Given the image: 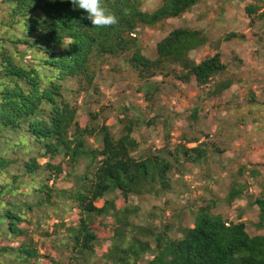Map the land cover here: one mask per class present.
<instances>
[{"label":"trees","instance_id":"trees-1","mask_svg":"<svg viewBox=\"0 0 264 264\" xmlns=\"http://www.w3.org/2000/svg\"><path fill=\"white\" fill-rule=\"evenodd\" d=\"M237 1L244 5L247 20L264 21V0ZM200 2L161 0L155 10L144 11L140 0H101L119 21L106 28L94 27L86 18L87 13L74 10L70 0H2L0 3L7 16L6 19L0 17V139L7 130L19 141H27L24 150L36 154L24 163L27 174L44 169L50 175L47 181L53 178V185L67 174L63 179L70 181L71 187L63 191L60 198L73 201V207L79 210L78 228L70 231L76 234V248L80 251L92 249L99 239L90 229L93 219L101 221L102 217H109L115 222L109 242L111 247L101 257L107 264H138L144 256H152L148 264H264V178L259 182L263 193L254 203H249L259 209L258 221L241 215L235 220L200 211L194 228L180 229L181 239L169 236V226L147 229L130 224L129 220L140 212L139 207L129 205L131 197L157 193L155 188L158 193L168 191L171 188L168 175L175 170L174 163L179 170L185 169V163L202 165L215 146L210 147L205 140L195 137L185 144H178L174 153L166 149L168 155L150 154L148 150L135 156L142 144L138 133L140 126H152L153 121L161 118L163 127L171 129V120L154 115L145 122L142 114L148 109L144 111L139 103L130 104L128 99L118 109L114 108L115 123L112 126L106 124V119L103 124L94 125L98 114L86 112L78 104L72 105L63 90L67 82L76 81L79 92L100 95L93 61L108 57H123L137 73L149 103L157 92L153 79L159 76L171 77L177 85L184 86L195 81L200 90L207 89L228 71L218 49L200 62L193 58L192 53L210 43L205 32L184 27L172 30L158 42L155 59L146 56L136 40L140 30L179 18ZM125 8L129 10L128 15L124 14ZM239 37L232 32L216 46ZM19 46L31 51V55L19 53L16 50ZM6 49L16 55H9ZM38 67L54 73L43 78ZM111 81L115 83L116 79ZM234 83L231 79L223 81L211 93L217 96L230 90ZM197 115L198 108L192 118ZM114 126L117 127L115 132L111 128ZM187 136L183 134L182 137ZM91 138L100 141L101 147H91ZM4 153L8 151L0 152V172L18 163V159L4 156ZM221 154L216 150V156ZM56 158H61V162L53 165L50 161ZM39 159L47 163L41 166ZM82 161L88 163L83 174L71 175L72 171L64 170L65 166L76 168ZM244 169L241 168L240 175ZM261 171H264V163L256 164L251 171L252 178L261 179ZM21 180L17 187L26 185L25 180ZM36 182L32 180L30 186L40 194L36 206L41 207L52 200V194L45 182L39 183L38 188ZM228 187L227 205L243 199L247 188L245 182L233 177ZM12 190L6 185L0 187V225H4L7 235L16 239L25 234L18 228L24 218L17 212L22 204L8 200ZM109 195L114 198L108 200ZM58 196L59 193L55 195ZM102 200L106 201L100 208L96 204ZM118 203L123 204V208L117 210L116 206L120 208ZM209 204L210 210L216 209L215 201ZM24 205L32 209L28 204ZM130 235L135 238L127 242ZM8 250L9 247L0 248V254H6ZM21 251L26 259L39 256L33 249ZM51 264L60 263L53 260Z\"/></svg>","mask_w":264,"mask_h":264},{"label":"rangeland","instance_id":"rangeland-1","mask_svg":"<svg viewBox=\"0 0 264 264\" xmlns=\"http://www.w3.org/2000/svg\"><path fill=\"white\" fill-rule=\"evenodd\" d=\"M140 1L144 11H153L161 3V0ZM3 10L4 5L1 4L0 17L6 19ZM180 27L199 29L208 36L210 43L192 53L197 62L214 54L218 49L223 62L227 64V74L213 81L207 89L200 90L195 81L184 86L177 85L171 77L159 76L153 79L154 90L157 92L149 103L145 99L144 88L137 73L123 57L93 61L98 74L96 84L100 95L79 92L76 81L67 82L63 86L68 102L83 106L86 112L98 114L94 125H101L106 119V124L112 126L115 123L114 108L118 109L121 103L128 99L131 100L130 104L139 103L144 111L148 109L142 114V120L145 122L154 115L171 120V129L163 127L161 118L153 121L152 126L141 125L138 133L142 144L135 156L143 155L148 150L150 154L168 155L166 149L174 153L178 144H185L187 140H194L195 137L205 140L210 147L215 146L210 149L208 160L202 165L191 166L185 163V169L179 170L178 165L174 163L175 170L168 175L171 184L168 191L158 193V188H155L154 192L157 193L133 196L129 200L130 206L140 208L137 216L129 220L130 224L147 229H163L169 226V236L174 239L182 238L181 228H194L197 216L204 211L221 214L224 218L238 220L241 215L248 220L258 221L259 209L249 203H254L263 193L259 182L264 178V171H261L263 177L257 181L251 175L256 164L264 163V21L247 20L244 5L237 0H201L197 6L179 18L140 30L136 34V40L143 53L155 59L158 42ZM232 32L240 35V39L235 38L222 42L219 47L216 46L225 35ZM6 50L9 55H16L10 49ZM16 50L31 55V51L21 46ZM38 69L43 78L51 77L54 73L43 67ZM112 78L116 79L115 83L111 81ZM228 79L235 82L231 89L214 96L211 92ZM197 108L198 115L193 119V112ZM88 120L84 119L85 122ZM111 128L114 132L117 129L115 126ZM2 134L0 152L8 151L4 156H12L18 159V163L0 172V187L6 185L13 189L8 200L16 205L22 204L17 212L24 218V222L19 224L18 228L24 230L25 234L13 239L5 233L4 225H0V248H10L6 254H0V264H51L53 260L60 264H107L101 257L107 254L111 247L109 242L115 222L109 217H102L101 221L93 219L90 229L100 241H95V246L90 250L80 251L76 248V234L70 230L78 228L79 210L73 207V201L72 204L65 197L60 198L61 193L71 187V182L63 179L67 174L61 176L55 185L53 178L50 182L47 181L50 175L44 169L35 174H27L24 163L35 158L36 154L24 150L28 145L27 141H19L12 132L6 130ZM183 134H187V138H183ZM89 144L94 148H100L102 145L93 138L89 140ZM216 150H220L222 154L216 156ZM38 162L41 166L47 163L41 159ZM50 162L57 165L61 158ZM87 166L88 163L82 161L76 168L65 166L64 170L70 173L72 171L71 175L83 174ZM241 168H245L243 175L239 173ZM257 168L261 170L260 167ZM233 177L245 182L246 193L242 200L227 205L225 200ZM21 179L25 180L26 185L17 187ZM34 179L37 181V188L39 183L45 182L52 194V200L45 202L41 207L36 206L40 194H36L35 187L30 186ZM57 193L59 196L56 198ZM113 198L114 195L107 197L108 200ZM105 201L102 200L96 205L101 208ZM211 201L217 203L216 209L210 210ZM24 204H28L32 209ZM118 207L120 208L116 206L117 210L123 208V204L118 203ZM134 238L130 235L127 242ZM21 249H33L39 256L26 259ZM151 259L152 256H144L138 264H148Z\"/></svg>","mask_w":264,"mask_h":264},{"label":"clouds","instance_id":"clouds-1","mask_svg":"<svg viewBox=\"0 0 264 264\" xmlns=\"http://www.w3.org/2000/svg\"><path fill=\"white\" fill-rule=\"evenodd\" d=\"M75 9L83 10L87 13V19L97 28L112 27L118 24L116 15L108 11L101 3V0H70ZM124 14L128 15L129 10L125 8ZM228 225V224H227Z\"/></svg>","mask_w":264,"mask_h":264}]
</instances>
